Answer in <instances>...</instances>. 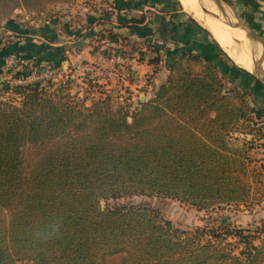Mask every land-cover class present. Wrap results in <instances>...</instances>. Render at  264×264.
Listing matches in <instances>:
<instances>
[{
  "label": "trees",
  "instance_id": "obj_1",
  "mask_svg": "<svg viewBox=\"0 0 264 264\" xmlns=\"http://www.w3.org/2000/svg\"><path fill=\"white\" fill-rule=\"evenodd\" d=\"M42 1L0 0V11ZM161 7L166 13L174 9ZM163 16L154 13L145 23L143 16L123 17L120 23L148 39L166 29ZM186 23L198 27L208 43L192 51L176 41L170 48L159 38L154 53L164 48L173 58L170 69L183 58L205 59V70L170 74L132 110L119 104L112 110L109 93L85 105L67 89L69 80L17 85L19 104L0 99V264L264 263V238L253 243L264 235V224L250 230L228 221L186 230L153 206L107 202L146 193L208 209L254 206L264 199V177L251 165L248 145L227 138L231 130L264 137V95L259 103L244 99L248 90L232 78L236 87L226 89L217 70L227 68L218 53L229 55L193 17L178 24ZM119 34L108 36L116 41ZM54 50L60 65L65 56L61 47ZM228 74H243L264 88L234 62ZM226 236L241 245L238 254L221 245Z\"/></svg>",
  "mask_w": 264,
  "mask_h": 264
},
{
  "label": "rangeland",
  "instance_id": "obj_2",
  "mask_svg": "<svg viewBox=\"0 0 264 264\" xmlns=\"http://www.w3.org/2000/svg\"><path fill=\"white\" fill-rule=\"evenodd\" d=\"M168 1L169 6L178 11L181 18L191 16L204 26L190 10L184 9L179 0ZM158 11L160 10L156 5L154 9L147 6L144 11L136 12V17L143 16V20L147 21L154 18V13H159ZM95 13L99 17L95 24L87 25L86 16ZM167 14L163 12L164 16ZM130 15V11L125 13L116 9L115 0H44L32 7L18 4L6 14L0 11V99L19 104L21 96L13 88L17 85L22 88L35 82L45 85L50 82L53 85L69 80L67 89L75 98L83 100L85 105L109 93L112 110L117 109L118 104L123 109L132 110L134 106L139 107L138 101L152 97L170 74L176 75V72L183 69L192 73H202L205 70V59L187 61L184 58L170 69L169 64L173 58L165 54L164 48H160L156 53L153 49L152 43L160 42L162 31H156L150 38L148 36V39L138 36L132 33L133 28L120 23V19L131 17ZM49 19H56L60 23L52 32L54 37L47 34L51 32L40 26ZM109 32L120 33L119 39L110 40ZM212 36L215 38L213 34ZM43 45L45 47H42ZM54 47H61L65 56L60 65H57L59 54H56ZM223 50L230 55L224 48ZM220 54L218 53V57L223 60L219 63L224 70L227 68L225 73L217 70L224 87L228 89L236 87L234 85H243L250 94L246 91L242 93V97L255 99L256 103H259L260 96L264 95V88L243 74L230 76L228 72L233 62L236 65L239 63L231 55L230 59ZM26 76L28 77L24 82L17 80ZM230 78L234 85L230 83ZM233 98L237 99L235 96ZM248 114L255 116L249 111ZM126 119L131 121L130 112H126ZM249 125L251 127V122ZM258 125L260 124H254L255 127ZM248 128L249 126H246L245 130ZM233 131L227 133L228 140L236 145H240L242 140L246 142L247 152L252 157L251 165L257 167L256 170L261 171L264 177V166L261 169L259 166L264 165V137H253L250 133L246 135ZM107 202H131L153 206L163 217L170 219L174 226L186 230H192L196 226H217L228 221L231 225L243 226L250 230L264 224V199L254 206L240 204L208 209H198L193 204L173 197L146 193L121 196L108 199ZM105 203V200L101 201L102 206ZM205 237H209V234ZM263 238L264 235L260 234L253 243L260 244ZM221 245L235 254H238L241 247L232 236L221 239ZM24 264L31 262L24 261Z\"/></svg>",
  "mask_w": 264,
  "mask_h": 264
},
{
  "label": "crops",
  "instance_id": "obj_3",
  "mask_svg": "<svg viewBox=\"0 0 264 264\" xmlns=\"http://www.w3.org/2000/svg\"><path fill=\"white\" fill-rule=\"evenodd\" d=\"M116 9L122 10V12H131L130 16H138L136 12L144 11L148 6L154 9V5L159 9L162 8V4L169 3L168 0H115ZM235 6L238 12L248 16L250 18V24L255 28V30L264 38V0H230ZM143 5V8H142ZM135 10V13H133ZM133 11V12H132ZM163 13L162 11H158ZM97 13L94 15L86 16L87 25L90 23L95 24L98 19ZM104 19V17H103ZM162 23L165 25L166 29L162 31L160 38L164 39L165 43L170 48H173L175 44L170 41H176L178 47H191L192 51L200 49L203 44L208 43V37L203 32L198 30L192 23H186L180 26L178 23L183 20L179 15V12L172 10L167 15L160 18ZM146 21L144 20L143 23ZM42 28L47 32H53L55 27L60 23L56 19L45 20L41 23ZM200 24V23H199ZM205 27V26H204ZM57 29V28H56Z\"/></svg>",
  "mask_w": 264,
  "mask_h": 264
},
{
  "label": "bare ground",
  "instance_id": "obj_4",
  "mask_svg": "<svg viewBox=\"0 0 264 264\" xmlns=\"http://www.w3.org/2000/svg\"><path fill=\"white\" fill-rule=\"evenodd\" d=\"M179 1L184 9H187V11L190 10L193 16L200 20L203 25L212 32L220 45L236 62L239 63L240 66L248 70L250 67L252 68L250 44L248 39L244 36V31L227 19L216 3L211 0ZM208 20H211L214 23H210ZM255 57L260 60L264 68V46L261 44L258 46Z\"/></svg>",
  "mask_w": 264,
  "mask_h": 264
},
{
  "label": "water",
  "instance_id": "obj_5",
  "mask_svg": "<svg viewBox=\"0 0 264 264\" xmlns=\"http://www.w3.org/2000/svg\"><path fill=\"white\" fill-rule=\"evenodd\" d=\"M216 3L222 14L234 23L238 28L244 31V36L249 41L250 52L252 55V68L250 70L240 66L249 72L264 86V68L260 60L255 57L259 44L264 46V38L255 30L247 19L237 11L235 6L229 0H211ZM141 98V97H140Z\"/></svg>",
  "mask_w": 264,
  "mask_h": 264
},
{
  "label": "built area",
  "instance_id": "obj_6",
  "mask_svg": "<svg viewBox=\"0 0 264 264\" xmlns=\"http://www.w3.org/2000/svg\"><path fill=\"white\" fill-rule=\"evenodd\" d=\"M27 77H28V76H26V78L19 77L17 80H18L19 82H24V81L27 79Z\"/></svg>",
  "mask_w": 264,
  "mask_h": 264
}]
</instances>
